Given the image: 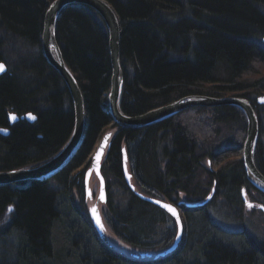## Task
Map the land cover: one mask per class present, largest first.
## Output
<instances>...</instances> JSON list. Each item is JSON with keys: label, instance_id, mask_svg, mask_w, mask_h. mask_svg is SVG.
<instances>
[{"label": "trees", "instance_id": "1", "mask_svg": "<svg viewBox=\"0 0 264 264\" xmlns=\"http://www.w3.org/2000/svg\"><path fill=\"white\" fill-rule=\"evenodd\" d=\"M51 1L0 0V61L8 70L0 75V127L9 130L0 133V171L45 163L72 134L69 89L41 47ZM107 1L121 24L122 112L140 115L193 94L242 96L257 114L254 156L264 175V103L257 102L264 94V0ZM56 24L62 57L82 91L85 135L54 175L0 185V217L13 207L0 222V264H264V234L246 226L230 230L208 212L220 198L229 214L242 219V186L250 200L264 204L240 156L245 113L229 104L196 106L146 127L112 125L106 23L93 8L70 3ZM31 112L32 123L20 119ZM10 113L19 120L9 123ZM108 125L114 130L101 161L107 195L101 214L112 233L143 250L166 247L174 237L172 217L125 183L122 148L129 172L146 192L174 205L183 200L187 237L163 261L117 251L99 238L89 218L84 163ZM211 193L205 207H184Z\"/></svg>", "mask_w": 264, "mask_h": 264}, {"label": "water", "instance_id": "2", "mask_svg": "<svg viewBox=\"0 0 264 264\" xmlns=\"http://www.w3.org/2000/svg\"><path fill=\"white\" fill-rule=\"evenodd\" d=\"M70 3H83L93 8L96 12L99 13L102 20L106 23L107 31L109 33V54L111 56V82L110 90L107 94L108 98V109L110 110L112 119L119 126L125 128H140L151 125L152 123L161 122L164 119L172 117V115L177 114L178 112L183 111L186 108L193 106L199 107H215L220 105H234L239 107L243 113H245L247 119V132L246 138L243 143L242 149V158L244 166L246 167L247 178H249L250 183L257 188L261 193H264V175L261 174L257 167L254 164V152L256 148V142L258 138V126L256 113L254 112L253 106L248 99H245L239 95H225L223 97H211L207 95L193 94L190 96L182 97L181 99L174 100L172 103L161 105V107L150 109L147 112L140 113V115L127 116L119 108L120 94L122 91V68L120 65V37H121V24L117 12L112 8L107 0H52L45 11V16L43 19V29L41 33V47L44 57L50 65H52L58 71L61 78L64 79L67 89H69L71 100L73 101V110H74V126L70 138L65 142L66 144L58 150L55 155L45 161V163L34 166V167H23L19 169L12 170H2L0 171V185L8 184L13 182H22L34 179H45L54 175L57 171L62 169L69 159L74 155L77 148L82 143V139L85 135V116L86 110L84 107V99L82 96L81 88L78 86L77 79L73 76L70 69L66 66L64 58L60 47L57 44L56 40V27L57 20L60 15V11ZM264 42V36H263ZM0 64L5 66V70L0 72V75L6 73L8 70L6 64L3 61H0ZM257 102L264 103V94L257 97ZM35 115L27 113L22 115L21 118H24L28 122L34 121L32 119ZM20 118V119H21ZM19 117L15 113H11L9 116V123L16 122ZM0 133L7 135L9 130L7 128L0 127ZM111 143V131H108L103 134V136L98 141L96 149L93 151V155L89 161V166L86 170V177L84 181L85 194L88 199H92L90 193L89 179L91 173H94L99 182V191L97 194L96 200L90 205L89 217L92 219V224L96 229L100 239H103L107 242L105 237V223L103 217L100 215L99 204L105 203L107 201L106 195V185L104 181V176L101 174V160L105 154V149ZM122 173H124L125 183L128 188L133 191L140 199L147 201L151 204L157 205L165 212L170 214L174 219L176 225V237L174 242L168 247L167 250L157 253L154 258H157L159 255H168L173 253L178 248V243L181 240L184 224L182 214H180V208L178 205H174L168 201H163L157 197H151L146 194H142L135 189L133 183H131L132 174L128 172L127 169V154L124 148H122ZM243 189V188H242ZM103 193L104 198L101 199V194ZM242 199L244 200L247 207L252 206L253 202L248 200L245 196V189L241 192ZM212 194H209L207 198L202 201L197 202H187L186 207L198 208L204 207L209 203ZM167 206V207H166ZM12 206H8L5 209L4 214L1 215L0 220L5 217V219L11 213ZM147 257L150 256V253L145 254Z\"/></svg>", "mask_w": 264, "mask_h": 264}, {"label": "rangeland", "instance_id": "3", "mask_svg": "<svg viewBox=\"0 0 264 264\" xmlns=\"http://www.w3.org/2000/svg\"><path fill=\"white\" fill-rule=\"evenodd\" d=\"M121 68H122V66H121ZM122 76H124L123 72H122ZM78 86H79V84H78ZM70 97H71V95H70ZM72 107H73V101H72ZM107 107H108V103H107ZM194 107H196V106H193V107H190V108H194ZM204 107H207V106H204ZM111 124L112 125L116 124L114 122V119H113V122ZM113 130L114 129L110 125H108V127H105L103 129V133L108 132V131H113ZM103 133L98 138V140L103 136ZM98 140H97V142H98ZM94 148H95V146H94ZM94 148L90 152L91 154L88 155V158H87V160L85 161L84 164H87L88 160L91 159V157L93 155ZM129 169H130V164H129ZM131 183H134L136 190L139 191L140 193L146 194V195H149V196H152V197L155 196V197L161 198L158 195V193H155V192L154 193L153 192H149L148 193V192H146L138 183H136V181H135L133 176H132V179H131ZM89 186H90V193H91L92 199H90V198L87 199L88 200V202H87V206L88 207L90 206V204L93 201L96 200L97 194H98V191H99L98 179H97V177H96V175L94 173H91V176H90V179H89ZM216 201H217L216 205L215 206H210L209 209H208V212L211 213L212 218L217 223H220V224L222 223L223 226L229 228L230 230H240V229H242L243 226H246L249 230H252V231H254L256 233H259L261 235L264 234V214H262V212L264 210L262 212H260L257 208L245 209V211H246L245 215H244V217L242 219H240L238 217H235L234 213H231V214L228 213L229 211H227L224 202L220 198L217 199ZM191 202L194 203V201H191ZM104 208H105L104 204H101L100 205V210H102ZM181 214H183L184 229H183V233H182V237H181L180 242L187 237L186 234H187V226H188L187 224H185L184 213L181 212ZM4 220H5V217L2 219V221H4ZM2 221L0 220V222H2ZM168 225H170V228L172 230V233H173L174 237L171 240V242L169 244H167L166 247H163V248L162 247H158L157 249L143 250V249L128 245L125 242L123 243L119 238H117V236L114 233H112L111 228H109L106 223H105V228H106L105 229V232H106L105 233V237L107 239V242L110 243L112 247H114L118 251H121L124 255L131 256V257L137 256L138 259H143V260H146V258L147 259H153L152 258L153 255H157V253L167 250L169 245H171L174 242V239L176 237V235H175L176 234V225H175L174 220L173 219L172 220L169 219ZM180 242L178 243V245L180 244ZM178 248H179V246H178ZM178 248L171 254H174L175 252H177ZM146 253H150V257L149 258L146 257V255H145ZM168 255H170V254H168ZM182 255H183V253H182Z\"/></svg>", "mask_w": 264, "mask_h": 264}, {"label": "bare ground", "instance_id": "4", "mask_svg": "<svg viewBox=\"0 0 264 264\" xmlns=\"http://www.w3.org/2000/svg\"><path fill=\"white\" fill-rule=\"evenodd\" d=\"M69 68V67H68ZM71 71V70H70ZM72 73V72H71ZM112 77V76H111ZM111 82V81H110ZM122 85H123V83H122ZM110 87V86H109ZM123 88V87H122ZM110 90V89H109ZM109 92V91H108ZM108 92H107V94H108ZM122 92V91H121ZM121 95V94H120ZM106 98H107V95H106ZM121 98V97H120ZM107 100H108V98H107ZM119 104H120V100H119ZM197 107H199V106H197ZM119 108H120V106H119ZM121 109V108H120ZM122 111V110H121ZM110 112V111H109ZM111 114V113H110ZM128 116V115H127ZM131 116V115H130ZM256 116H257V114H256ZM85 119H86V116H85ZM258 120V119H257ZM153 124V123H152ZM86 126V125H85ZM148 126H150V125H148ZM146 127V126H145ZM258 132H259V126H258ZM258 134V133H257ZM259 135V134H258ZM247 136V135H246ZM258 139V138H257ZM245 141V140H244ZM244 143V142H243ZM257 146V145H256ZM242 149H243V144H242V148H241V155L240 156H242ZM256 149V148H255ZM255 153V152H254ZM254 156V155H253ZM242 160H243V158H242ZM254 164H255V156H254ZM243 165H244V162H243ZM245 167V166H244ZM255 167H256V164H255ZM245 169H246V167H245ZM257 169H258V171L260 172V170H259V168L257 167ZM247 173V172H246ZM261 173V172H260ZM132 179V178H131ZM252 184V183H251ZM244 189V187L242 186L241 187V192H242V190ZM136 189V188H135ZM244 202V201H243ZM178 205L179 206H182L183 205V200H180L179 202H178ZM185 208H190V207H186V206H184ZM205 207V206H204ZM244 207L246 208V209H252V208H257L258 210H260V211H263L264 210V204L263 205H260V206H254V205H252L251 207H247L246 206V204H245V202H244ZM163 210V209H162ZM182 210V207L180 208V211ZM164 211V210H163ZM165 212V211H164ZM165 213H167V212H165ZM168 214V213H167ZM170 215V214H169ZM171 216V215H170ZM172 217V216H171ZM117 250V249H116ZM118 251V250H117ZM121 252V251H120ZM165 256H167V255H159L157 258H160L159 260L160 261H163L162 259V257H165Z\"/></svg>", "mask_w": 264, "mask_h": 264}, {"label": "snow or ice", "instance_id": "5", "mask_svg": "<svg viewBox=\"0 0 264 264\" xmlns=\"http://www.w3.org/2000/svg\"><path fill=\"white\" fill-rule=\"evenodd\" d=\"M4 70H5V66L3 64H0V72H3ZM32 119H35V117H32ZM103 198H104V196H103V193H102L101 194V199H103ZM250 207H251V205H250ZM10 211H11V209H10Z\"/></svg>", "mask_w": 264, "mask_h": 264}, {"label": "flooded vegetation", "instance_id": "6", "mask_svg": "<svg viewBox=\"0 0 264 264\" xmlns=\"http://www.w3.org/2000/svg\"><path fill=\"white\" fill-rule=\"evenodd\" d=\"M254 206H258V204L254 202Z\"/></svg>", "mask_w": 264, "mask_h": 264}]
</instances>
